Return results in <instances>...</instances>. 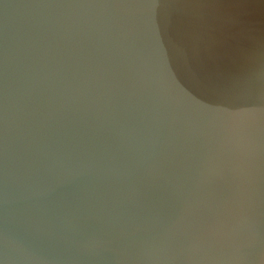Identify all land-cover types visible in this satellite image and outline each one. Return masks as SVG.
I'll use <instances>...</instances> for the list:
<instances>
[{
  "label": "water",
  "instance_id": "1",
  "mask_svg": "<svg viewBox=\"0 0 264 264\" xmlns=\"http://www.w3.org/2000/svg\"><path fill=\"white\" fill-rule=\"evenodd\" d=\"M0 264H264V0H0Z\"/></svg>",
  "mask_w": 264,
  "mask_h": 264
}]
</instances>
